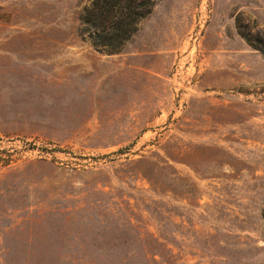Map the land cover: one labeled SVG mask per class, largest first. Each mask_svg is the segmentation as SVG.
<instances>
[{"label": "rangeland", "instance_id": "374dc122", "mask_svg": "<svg viewBox=\"0 0 264 264\" xmlns=\"http://www.w3.org/2000/svg\"><path fill=\"white\" fill-rule=\"evenodd\" d=\"M90 2L0 0V264H264V0Z\"/></svg>", "mask_w": 264, "mask_h": 264}, {"label": "trees", "instance_id": "16d2710c", "mask_svg": "<svg viewBox=\"0 0 264 264\" xmlns=\"http://www.w3.org/2000/svg\"><path fill=\"white\" fill-rule=\"evenodd\" d=\"M156 0H91L80 14L81 29L91 45L107 55L118 54L151 13ZM264 56V39L242 35Z\"/></svg>", "mask_w": 264, "mask_h": 264}]
</instances>
